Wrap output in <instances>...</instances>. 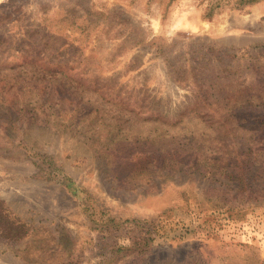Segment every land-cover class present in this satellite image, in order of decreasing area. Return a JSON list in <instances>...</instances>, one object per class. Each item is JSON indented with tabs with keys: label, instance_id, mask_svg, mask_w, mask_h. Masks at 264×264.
<instances>
[{
	"label": "rangeland",
	"instance_id": "obj_1",
	"mask_svg": "<svg viewBox=\"0 0 264 264\" xmlns=\"http://www.w3.org/2000/svg\"><path fill=\"white\" fill-rule=\"evenodd\" d=\"M0 124V264H264V0H0Z\"/></svg>",
	"mask_w": 264,
	"mask_h": 264
},
{
	"label": "trees",
	"instance_id": "obj_2",
	"mask_svg": "<svg viewBox=\"0 0 264 264\" xmlns=\"http://www.w3.org/2000/svg\"><path fill=\"white\" fill-rule=\"evenodd\" d=\"M242 2L246 3V4H254L260 0H241ZM44 55L46 56L47 54L44 53ZM43 55V56H44ZM233 57V56H232ZM222 57L219 56V59H221ZM34 62H31V67H40L37 66L35 64H33ZM42 68V67H41ZM49 72H52L51 70H48ZM55 72V71H53ZM63 76V74H62ZM8 128L7 130H13L12 124H0V131H4L5 128ZM185 152V151H184ZM39 167V172H42V168ZM43 173V177L46 179L49 176L47 175V173L42 172ZM66 188H71V182L70 181H66V184L64 185ZM0 228L2 229V231L5 233H7V235H9L11 238L15 239V238H21L23 236H25L27 234V229L25 228L24 224L18 223L17 221L10 219V217L8 216V213L6 211L3 210L2 207V203L0 202ZM144 250H142L141 252H143Z\"/></svg>",
	"mask_w": 264,
	"mask_h": 264
}]
</instances>
